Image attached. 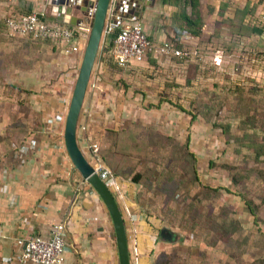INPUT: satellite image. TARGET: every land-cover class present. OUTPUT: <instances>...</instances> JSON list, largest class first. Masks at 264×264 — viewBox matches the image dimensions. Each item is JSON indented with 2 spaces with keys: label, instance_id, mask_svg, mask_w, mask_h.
Instances as JSON below:
<instances>
[{
  "label": "rangeland",
  "instance_id": "374dc122",
  "mask_svg": "<svg viewBox=\"0 0 264 264\" xmlns=\"http://www.w3.org/2000/svg\"><path fill=\"white\" fill-rule=\"evenodd\" d=\"M10 1L0 0V110L8 107L6 114L16 117L0 121L7 136L30 120L13 66L35 64L31 47L12 53L2 44L26 38L11 35L2 21L14 11L27 13L31 4L22 0L12 11ZM186 8L204 21L205 31L193 41L186 22H176L187 41L174 42L188 57L157 63L150 53L148 67L135 71L107 57L92 74L82 113L96 97L98 121L116 134L129 131L125 163L115 155L112 163L129 179L138 174V190L147 197L137 203L153 223L162 221L161 233L151 234L152 247L144 248L136 235L132 264H264V0H199L195 9ZM235 19L243 22V34L230 22ZM145 146L149 150L139 154ZM96 162L111 171L102 159Z\"/></svg>",
  "mask_w": 264,
  "mask_h": 264
},
{
  "label": "crops",
  "instance_id": "0c3cea01",
  "mask_svg": "<svg viewBox=\"0 0 264 264\" xmlns=\"http://www.w3.org/2000/svg\"><path fill=\"white\" fill-rule=\"evenodd\" d=\"M26 1L28 5L31 4L28 12L45 13L50 21H59L57 13L61 10L72 9V15H64V21L60 22L69 25L78 38L71 43L57 44L29 38L16 40L6 34L9 39L3 40L2 44L6 43L4 46L9 49L7 52L16 53L21 45L31 47L30 58L34 59L35 64L24 69L13 66L17 72L16 84L27 95L26 105L22 109L30 116V120L25 121L28 132L24 146L32 149L28 150L23 160L18 157V151L12 144V137L20 138V134L14 132L7 136L5 128L0 125V264H32L19 260L22 249L17 246V240L31 235L48 239L51 227L60 223L65 225L66 264H120L112 217L100 196L74 168L64 141L70 90L73 89L72 84L90 37L94 9L84 15L82 9L88 7L85 3L87 0ZM21 2L11 0L8 6L13 11ZM117 4H112L110 21L114 20L122 26L139 22L154 43L187 41L175 26L179 20L176 6L163 5L161 0H117ZM158 14L163 16L162 20ZM65 18H74L75 25L65 22ZM113 37V34L104 35L93 73L101 70L103 60L108 59ZM191 38L193 41L200 39L198 36ZM73 46H78V50L73 51ZM154 58L161 63L169 56ZM145 64L131 65L126 69L139 70L148 67ZM9 67L12 66L7 65L4 71ZM96 80L98 77L93 83ZM86 103L79 120L78 141L95 167L98 165L96 160L102 159L99 150L106 144L109 128L104 127V119L98 121L96 97ZM3 104L0 102L1 107ZM6 110L8 107L0 110V121L16 118L12 113L7 115ZM114 177L116 185L111 190L125 219L130 253L137 236L144 248L152 247L155 241L151 234L161 231L159 225L162 221L153 223L150 219L152 216L145 215L146 207L137 203L147 197L146 193L138 190L141 184Z\"/></svg>",
  "mask_w": 264,
  "mask_h": 264
},
{
  "label": "built area",
  "instance_id": "2783aa9c",
  "mask_svg": "<svg viewBox=\"0 0 264 264\" xmlns=\"http://www.w3.org/2000/svg\"><path fill=\"white\" fill-rule=\"evenodd\" d=\"M41 16H46V14L42 12L12 13L5 16L4 23L11 35L26 37L33 41H51L57 44H65L78 38V34L69 25L60 21H50L48 18L43 19ZM105 34L114 35L110 54L116 63L123 68L144 63L150 53H153L157 58L172 56L185 59L188 57V53L177 48L172 42L154 43L139 22L127 26L118 23L110 24L106 28ZM72 50L77 51L78 46H73ZM30 148L32 149V147H19L17 149L18 157L23 160ZM94 168L110 189L116 185V179L110 170L100 163ZM16 244L22 249L19 257L21 262L66 264L65 225L62 223L51 227L48 239L31 235L18 239Z\"/></svg>",
  "mask_w": 264,
  "mask_h": 264
},
{
  "label": "water",
  "instance_id": "95a60500",
  "mask_svg": "<svg viewBox=\"0 0 264 264\" xmlns=\"http://www.w3.org/2000/svg\"><path fill=\"white\" fill-rule=\"evenodd\" d=\"M60 2H64V0H60ZM85 3L88 7L82 9L84 15L86 16L91 9H94V17L92 20L90 37L83 54L79 75L66 117L64 133L65 147L74 168L100 196L112 217L116 233L120 264H131L128 235L122 211L112 190L100 178L98 172L89 162L87 156L81 149L78 141L79 120L104 33L108 24H117L116 21L109 20L110 10L112 4H118L117 0H87ZM54 10L58 11L56 9ZM55 11L54 14H58L57 16L59 21H64V15L66 14L72 15V9L59 10L60 12L57 14ZM65 22H70L72 25H75L74 18L70 20L65 18ZM162 235L164 236V231H162Z\"/></svg>",
  "mask_w": 264,
  "mask_h": 264
},
{
  "label": "trees",
  "instance_id": "16d2710c",
  "mask_svg": "<svg viewBox=\"0 0 264 264\" xmlns=\"http://www.w3.org/2000/svg\"><path fill=\"white\" fill-rule=\"evenodd\" d=\"M163 5L166 4H171L172 6H176L178 8V15H179V20L180 21H185L186 24L188 25V27L184 30L185 33L189 34L191 37H201L203 35L204 32V28L201 29V26H203V20L200 19V17L196 20H194L191 15H189L187 13V6L191 7V8H196L199 5V0H161ZM190 1V3H189ZM184 4V5H183ZM226 5V4H225ZM182 12V13H181ZM43 19H47L46 16H41ZM183 19V20H182ZM3 25L6 28V25L4 23V21H2ZM227 22H229L227 20ZM230 22H232V25L236 27V30L238 32V34H243L242 30L245 29L243 28L242 25V21L235 19V21L230 20ZM249 28V26H248ZM252 31H257L256 28L252 27ZM33 41V40H32ZM176 46H178L176 44ZM109 58L112 59V61L116 64H113L116 67H121L119 66L116 61L114 60V57L110 54ZM177 58V57H175ZM111 67V66H110ZM26 124L25 122L16 125L15 127L12 128L13 133H18L20 134V138H15L14 136L12 137L13 140L15 141V144H17L18 147L24 146L25 144V134H27L28 129H26ZM131 134L129 133V131L124 132H120L119 134H116V132L113 130H107V135H106V144L99 150L102 160L104 161V163L111 169L112 173L116 176V177H122L124 179H129V174L126 175L124 171H122L121 169V165H113L112 163V156L115 155L117 157V161L120 162L119 164L125 163V157H126V151L124 150V147L127 145L131 144ZM123 142H126L125 146L122 147ZM141 146V145H140ZM139 146V147H140ZM132 147V152L133 150L136 148L135 143H133ZM146 148H142L139 149V154L144 155V152L146 149H148L147 146H145ZM125 153H124V151ZM149 150V149H148ZM192 159L195 160L194 156L192 155ZM123 165V164H122ZM192 172H193V180L194 181H198V176H197V169L195 167V165L192 166ZM138 175V174H137ZM135 175L133 179H131L133 182L135 183H141L142 180L140 181L139 178H137ZM142 185V184H141ZM175 192V190L173 191Z\"/></svg>",
  "mask_w": 264,
  "mask_h": 264
}]
</instances>
